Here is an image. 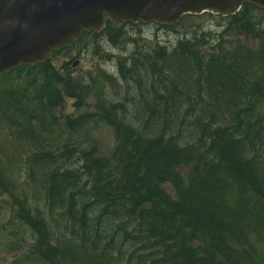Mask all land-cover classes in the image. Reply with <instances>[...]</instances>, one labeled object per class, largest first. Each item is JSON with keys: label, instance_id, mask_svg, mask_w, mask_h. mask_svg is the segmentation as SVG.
I'll return each instance as SVG.
<instances>
[{"label": "trees", "instance_id": "16d2710c", "mask_svg": "<svg viewBox=\"0 0 264 264\" xmlns=\"http://www.w3.org/2000/svg\"><path fill=\"white\" fill-rule=\"evenodd\" d=\"M256 10L264 15L248 3L234 16L187 15L180 23L208 14L228 26L214 40L199 30L174 49L131 53L115 78L100 68L93 82L104 101L65 127L57 103L64 95L80 103L89 90L69 70L61 75L51 60L0 75L44 73L36 91L22 83L0 91V132L10 133L0 139V189L14 197L11 171L21 166L24 176L26 165L45 193L47 212L29 208L24 194L26 213L21 205L14 216L38 229L33 254L51 264H264V21ZM88 36L99 37L84 32L74 46ZM91 122L110 127L113 147L94 137L81 146L80 127Z\"/></svg>", "mask_w": 264, "mask_h": 264}, {"label": "rangeland", "instance_id": "374dc122", "mask_svg": "<svg viewBox=\"0 0 264 264\" xmlns=\"http://www.w3.org/2000/svg\"><path fill=\"white\" fill-rule=\"evenodd\" d=\"M252 17L255 20L264 21L263 12L256 10L252 12ZM228 26V22L218 17H212L208 14L200 19H186L172 29L156 25H117L107 32L101 33L99 37L88 36L82 41L72 47L66 49L53 57L52 67L61 75H66L65 72L69 70V77L71 80L81 82L84 87H88L82 101L74 97H64L57 103L56 115L61 124L65 127L68 118H78L85 113H93L96 110V105L104 101L102 92L98 90V82H93L96 79V74L101 68L108 75L118 77L116 66L119 60H123L131 53L136 51H143L142 55L148 53L151 47H156L158 44L163 46H173L172 49L178 46V42L182 36L192 37L194 33L199 30L206 32L207 40H214L220 33ZM213 38V39H210ZM171 49V50H172ZM76 65V66H74ZM68 68V69H66ZM43 71H47L43 69ZM42 71H37L30 75H26V79L20 73H16L12 77L0 79V91H10L12 87H19L23 84V90L36 91L39 89L37 79H41ZM68 77V76H67ZM101 84H106L101 82ZM21 87V86H20ZM71 87L73 88L70 93H74L77 88H74V82ZM58 90H67L64 85H56ZM81 89V88H80ZM125 89L127 86L125 85ZM124 89V90H125ZM112 94L116 99L114 91L109 84H106V94ZM82 95V94H81ZM109 100V99H108ZM10 136V133L1 130L0 139L3 143L5 139ZM89 137H94L102 145L103 150L113 147L114 137L113 131L108 125L93 124L89 126L82 125L80 127V139L84 142L81 143L83 148H87V140ZM73 168H79L80 163H69ZM25 175L23 176L22 167L17 166L11 171L10 180L15 185L14 194L12 197L10 193H3L0 197V264H51L50 260L45 263L43 256L38 252L33 254V245L38 244L39 233L38 229L31 225L22 224V220L14 219L17 213L22 211L21 205L24 194L28 196V206L31 209L36 207L42 208L43 211H48L47 206H43L45 193L39 185H34L35 179L31 174H27L26 165ZM183 175H186L184 171ZM30 176V177H29ZM32 183L34 188L27 189L26 181ZM23 206V205H22ZM24 207V206H23ZM26 213V208L24 211ZM48 220V228L51 232L50 235L56 237L54 225ZM109 228H106V231ZM53 233V234H52ZM49 234V233H48ZM50 245L56 246L55 241L50 240ZM26 255H29L28 259ZM47 261V259H46Z\"/></svg>", "mask_w": 264, "mask_h": 264}, {"label": "water", "instance_id": "95a60500", "mask_svg": "<svg viewBox=\"0 0 264 264\" xmlns=\"http://www.w3.org/2000/svg\"><path fill=\"white\" fill-rule=\"evenodd\" d=\"M245 3L264 9V0H0V75L50 61L108 20L173 27L186 15L234 16Z\"/></svg>", "mask_w": 264, "mask_h": 264}]
</instances>
